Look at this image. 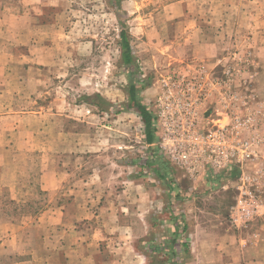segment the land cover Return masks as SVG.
Segmentation results:
<instances>
[{
	"label": "rangeland",
	"instance_id": "1",
	"mask_svg": "<svg viewBox=\"0 0 264 264\" xmlns=\"http://www.w3.org/2000/svg\"><path fill=\"white\" fill-rule=\"evenodd\" d=\"M11 61L27 78L0 84V147L14 149L0 152V170L29 187L25 202L2 195L0 264L31 248L38 259L42 232L51 264H245L258 255L264 144L245 162L262 202L241 225L231 212L242 162L192 175L163 155L156 129L146 141L136 104L154 120L163 79L185 74L207 94L200 131L235 113L264 137V0H0L1 75ZM51 169L62 186L38 190ZM52 196L56 219L46 227Z\"/></svg>",
	"mask_w": 264,
	"mask_h": 264
},
{
	"label": "built area",
	"instance_id": "2",
	"mask_svg": "<svg viewBox=\"0 0 264 264\" xmlns=\"http://www.w3.org/2000/svg\"><path fill=\"white\" fill-rule=\"evenodd\" d=\"M162 83L163 90L155 99L153 109L160 151L192 175L206 165L218 172L231 162H242L231 217L241 221V225L248 223L257 216L262 197L256 177L246 170L245 162L259 157L256 149L264 144V137H252L249 134L251 117L235 113L230 116V123H222L223 114L211 119L212 126L206 132L200 131L196 110L207 96L203 81L183 74L169 76ZM174 87H179L182 94L173 95ZM195 87L201 93L193 98L189 94ZM253 141L258 143L256 147Z\"/></svg>",
	"mask_w": 264,
	"mask_h": 264
},
{
	"label": "crops",
	"instance_id": "3",
	"mask_svg": "<svg viewBox=\"0 0 264 264\" xmlns=\"http://www.w3.org/2000/svg\"><path fill=\"white\" fill-rule=\"evenodd\" d=\"M9 62V60H8ZM8 67V72L7 74H2V72L0 71V84H2L3 81V77L6 75L8 76V78H10V84L11 83H19V84H25V80H26V72H25V66L23 67H17L16 65H13V62L11 61V63H9ZM1 70L5 69L6 70V66L0 67ZM23 68V69H22ZM257 73L258 75L261 76L264 74V69H257ZM264 76V75H263ZM23 79V80H22ZM35 79H37L35 77ZM38 81V79H37ZM261 82H264V78L262 77V79L260 80ZM256 82V81H254ZM259 82V81H258ZM4 84H6V82H4ZM38 112V111H35ZM3 137H6V135H3ZM14 149H5V147L1 148L0 147V152H7L9 154L12 153ZM51 150V154H53L52 149ZM48 173L47 171L44 172V175L46 176ZM50 180L48 179H38V190H42V191H53L55 189H58L62 186V181H59V175L58 173H54V170L51 169L50 171ZM57 175V177H56ZM10 176V177H9ZM20 175H18L16 172H14V174L11 172V169L9 167H4V174L2 175V172L0 170V192L2 191L3 193H0V202H2V195L6 194V192H8V197L10 200L9 202L11 203H17V202H21L24 198V188H28L29 186L26 187V185L24 183H21V179L19 180ZM54 199L55 197H50L49 199V203H50V208L45 211V215L47 219H42L40 218L42 224H45L46 227L50 226L52 227V224H54V221L56 219L55 215H53L52 213H56L55 210H53L55 208L54 206ZM26 200L22 201L25 202ZM63 214V211H62ZM7 235H9L10 237L14 236V232H10L7 233ZM51 237V234H50ZM38 241L42 244V247L40 244H38V247L36 246V252H38V259H36L35 257V249L31 248V255H24V257L19 258L18 260L15 261H10V262H6L4 264H51L50 262H47L46 260L48 259L47 254L52 252V245L47 244V236H46V232L43 233L38 236ZM256 247H252L253 251H258V255H256L255 257L251 258L249 260V262H246L245 264H264V245L260 242L257 243L255 245ZM10 248V247H9ZM40 252V253H39ZM38 260V261H34ZM39 258H42L43 261H39ZM62 264H75V261L70 260V259H65V261Z\"/></svg>",
	"mask_w": 264,
	"mask_h": 264
},
{
	"label": "trees",
	"instance_id": "4",
	"mask_svg": "<svg viewBox=\"0 0 264 264\" xmlns=\"http://www.w3.org/2000/svg\"><path fill=\"white\" fill-rule=\"evenodd\" d=\"M133 102H135V101H133ZM136 107H137L138 112L142 116V118L145 122V125H146V141L148 143H152V142H154V140L156 138L155 137V127H154L152 115L141 104L137 103ZM160 170H162L164 172V168L162 169V167H161Z\"/></svg>",
	"mask_w": 264,
	"mask_h": 264
}]
</instances>
